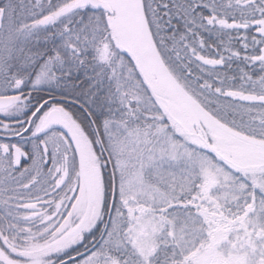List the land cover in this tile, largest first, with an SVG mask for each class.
<instances>
[{
	"label": "snow or ice",
	"instance_id": "obj_1",
	"mask_svg": "<svg viewBox=\"0 0 264 264\" xmlns=\"http://www.w3.org/2000/svg\"><path fill=\"white\" fill-rule=\"evenodd\" d=\"M0 264H264V0H0Z\"/></svg>",
	"mask_w": 264,
	"mask_h": 264
}]
</instances>
